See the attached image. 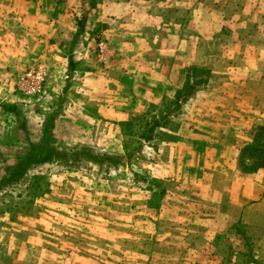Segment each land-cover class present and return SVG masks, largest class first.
<instances>
[{"label":"rangeland","instance_id":"1","mask_svg":"<svg viewBox=\"0 0 264 264\" xmlns=\"http://www.w3.org/2000/svg\"><path fill=\"white\" fill-rule=\"evenodd\" d=\"M169 3L167 51L146 35L129 44L136 81L66 72L54 101L26 99L18 116L0 98V264H264V169L239 166L264 97L257 5H202L201 62L178 68L192 20Z\"/></svg>","mask_w":264,"mask_h":264},{"label":"crops","instance_id":"2","mask_svg":"<svg viewBox=\"0 0 264 264\" xmlns=\"http://www.w3.org/2000/svg\"><path fill=\"white\" fill-rule=\"evenodd\" d=\"M208 1L210 0H174L184 8L188 4V19L192 20L193 28L192 62L185 63L184 58L178 59L175 65L178 68L198 66L201 62L196 53L202 36L201 7ZM228 1L231 3L234 0H223L225 3ZM251 1L257 5V25L254 32L258 37L261 36L258 50L262 52L260 56L252 57L256 61L253 66L264 68V0H246ZM169 2L170 0H0V37L4 39V36H8L7 41H10L0 45V98L4 99L7 107L11 106L6 112L18 116L22 101L30 98L34 102L35 99L46 97L48 101H54L56 94L67 86L66 72L68 75L75 72V76L83 73L85 77L89 76L99 82L104 78V81L113 78L119 84L136 81V73L129 69L139 68L140 63L129 58L130 52L134 51L129 44L139 39L143 41L142 37L146 35L152 37V43H158L161 53L167 51L169 28H172L168 19ZM204 14L207 15V12ZM220 19L223 20V17ZM95 38L97 44L99 41L104 44L102 58L97 54ZM119 54L126 57L120 58ZM157 60L156 67H169L170 61ZM241 65L246 66L245 63ZM26 68L25 72L30 69L42 71L43 81L34 80L28 87H19L21 76L25 73L22 71ZM258 75V81L264 84V72ZM140 79L142 80L141 76ZM143 81L151 82L148 77ZM110 84H113L112 81ZM252 112L254 117L245 121L246 125L251 127L254 123L257 128L264 127V97L258 109ZM261 193H264V189ZM244 206L246 207L245 201L236 206L239 218L245 216Z\"/></svg>","mask_w":264,"mask_h":264},{"label":"trees","instance_id":"3","mask_svg":"<svg viewBox=\"0 0 264 264\" xmlns=\"http://www.w3.org/2000/svg\"><path fill=\"white\" fill-rule=\"evenodd\" d=\"M193 71L199 70V68H193ZM193 83H186V85L178 92L176 101V108L180 107V105L185 102L191 95L192 91L189 92L192 88H194ZM183 91H186V93H183ZM183 93V97L180 98L181 94ZM263 137V138H261ZM255 156V160L249 163H246L245 158L246 155ZM85 158L94 160L91 155H85ZM27 163H19L9 169V175L11 177L17 176L22 174L24 169L26 168ZM239 166L242 168V170H249L248 172H254L258 169H264V127H258L254 134H253V143L249 146L244 147L240 151V159H239Z\"/></svg>","mask_w":264,"mask_h":264},{"label":"built area","instance_id":"4","mask_svg":"<svg viewBox=\"0 0 264 264\" xmlns=\"http://www.w3.org/2000/svg\"><path fill=\"white\" fill-rule=\"evenodd\" d=\"M104 53V44L103 42L99 41L97 44V54L99 55L100 58H102ZM43 81V73L40 70L34 71V70H28L27 72L24 73L23 76H21V80L19 83V87H28L31 85V83L34 81Z\"/></svg>","mask_w":264,"mask_h":264}]
</instances>
